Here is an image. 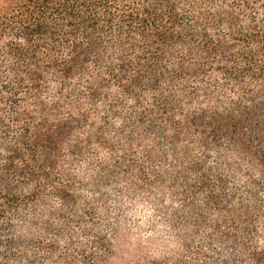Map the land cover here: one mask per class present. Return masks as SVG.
I'll return each mask as SVG.
<instances>
[{
    "label": "trees",
    "instance_id": "1",
    "mask_svg": "<svg viewBox=\"0 0 264 264\" xmlns=\"http://www.w3.org/2000/svg\"><path fill=\"white\" fill-rule=\"evenodd\" d=\"M135 136L180 198L182 253L155 264H264V0H0V264H104L67 166Z\"/></svg>",
    "mask_w": 264,
    "mask_h": 264
},
{
    "label": "rangeland",
    "instance_id": "2",
    "mask_svg": "<svg viewBox=\"0 0 264 264\" xmlns=\"http://www.w3.org/2000/svg\"><path fill=\"white\" fill-rule=\"evenodd\" d=\"M141 139L136 136L131 141L123 137L111 139L107 149L97 151L94 161L79 167L67 166L70 175L65 180L74 190L75 209L86 214L81 218L82 224L93 223L112 242V254L104 264H155L173 260L182 253L185 238L178 236L169 214L180 208L177 190L168 188L170 161L162 158L158 162L160 153L154 149L153 139ZM162 148L164 152L165 147ZM97 159L103 161L104 171L98 168ZM150 159L157 164L154 166ZM127 166L147 168L152 179L158 176L153 172L157 171L164 182L135 183L131 174L122 171ZM58 206L56 200L49 202L36 220H48L57 227L59 216L52 214L51 209ZM40 227L41 223L37 228L29 223L19 224L16 234L24 239L30 236L41 239L44 232ZM3 247L4 243H0V249Z\"/></svg>",
    "mask_w": 264,
    "mask_h": 264
}]
</instances>
